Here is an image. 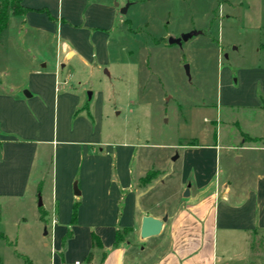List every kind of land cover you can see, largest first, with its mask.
Here are the masks:
<instances>
[{"label": "rangeland", "instance_id": "obj_1", "mask_svg": "<svg viewBox=\"0 0 264 264\" xmlns=\"http://www.w3.org/2000/svg\"><path fill=\"white\" fill-rule=\"evenodd\" d=\"M117 1L120 0H22L29 11L44 12L52 21L60 11L63 28L49 43L36 36H18L16 21L12 18L7 32L3 31L0 36V88L28 90L29 93L34 90L51 110L55 99L61 104L65 88L87 98L90 91L86 102L88 110L91 109L89 123L102 127L104 141L133 143L135 157L142 154L147 160L141 171L151 169L149 171L156 173L148 183L143 182V177L140 180L135 177L131 189L145 199V203H151L159 215L164 209L172 212L173 217L191 204L190 192L184 194L191 182L179 179L186 157L180 156L181 145L190 148L198 146L200 140H216L217 136L219 144L235 145L233 150L221 148L215 170L217 178L234 177L249 172L252 167L238 165L232 158V153L238 152L234 139H239L240 135L236 126L224 124L223 120V126H217L212 105L216 104L218 90L228 105L231 99H241L244 89L258 90L257 86L264 83V74L249 68L264 64V29L245 30L239 21L222 20L220 25L217 21L211 24L209 14L215 0H128L131 2L128 12L117 11L113 19V4ZM59 23L55 21V25ZM90 25L105 28L85 29ZM193 29H200L202 35L192 36L181 44L167 42L168 34L176 38ZM233 46L238 48L233 49ZM53 53L59 75L54 70ZM93 106L98 110L95 118ZM224 106L222 114L229 119L230 108ZM80 112L81 108L75 110L77 115ZM69 123L75 125V122ZM241 123L242 130L250 134L263 129L255 120L247 122L243 118ZM61 124L60 117L54 119L52 113L40 117V125L51 132ZM97 136L99 133L90 130L88 139L92 142L78 146L82 154L68 161L63 158L61 148L49 147L40 159V168L48 192L52 176L58 184L73 176L74 194L84 181L86 208H105L103 215L109 220L115 215L117 188L110 179L113 168L108 152L107 156L101 153L104 144L97 143ZM96 143L98 145H93ZM111 144L110 149L117 148L118 144ZM82 158L90 168L86 180L80 175ZM112 160L114 162L113 157ZM189 170L191 172V168ZM126 192L122 190L120 207ZM3 208L0 231L11 244L0 238V264H30L28 257L33 259L26 251L32 247V238L36 235L40 238L45 229L29 223L25 230H20L14 221L23 210L11 203ZM71 208L72 205L68 216ZM163 214L162 219H158L160 222L170 220L166 218L169 215ZM145 216H141V227ZM160 232L161 229L156 235ZM166 232L167 228L160 235H167ZM83 233L81 230V237ZM262 237H257L254 247L258 248L257 242L262 241ZM128 238H133V234H126L123 242ZM44 239L48 246L37 247L38 257H41L39 264H49V234L44 235Z\"/></svg>", "mask_w": 264, "mask_h": 264}, {"label": "crops", "instance_id": "obj_2", "mask_svg": "<svg viewBox=\"0 0 264 264\" xmlns=\"http://www.w3.org/2000/svg\"><path fill=\"white\" fill-rule=\"evenodd\" d=\"M21 3L24 5L22 0ZM127 3V13L131 5L128 0H120L113 4L115 7L113 19L116 12L120 13V8ZM212 6L209 14L211 24L217 21L220 25L222 20L230 23L239 21L245 30L264 29V0H221L218 3L215 0ZM12 18L16 21L18 36L19 34L22 37L36 36L49 43L53 40L54 34L57 35V31L61 34L64 23L60 11L55 15V21L60 22L59 25H55V21L50 20L44 12L35 14L28 11L23 16L10 14L4 34ZM21 25L25 27L24 30L21 29ZM89 28L105 27L90 25L85 29ZM188 32H196L192 36L202 35L200 29ZM167 36L168 42V38L173 35ZM237 48L238 46H233V49ZM52 61L54 65V53ZM59 64L62 66V62L59 61ZM249 68L264 74L263 63L251 65ZM54 70L59 75L55 65ZM257 87L258 90H254L255 92L252 89L249 91L244 89L241 91L243 92L240 95L241 99H231L228 105L222 98L221 90H218L216 104L212 105L218 119L217 126L221 128L223 122L236 126L240 137L234 139L238 152L232 153V158H235L238 165H251L250 171H244L234 177L217 178L215 170L221 148L233 150L235 146L219 144L218 136L216 140L207 138L203 139L204 141L200 140L198 146L190 148L181 145L183 152L180 156L186 157L185 168L180 170L179 179L191 182L190 188L186 189L190 192L191 204L171 217L172 212L164 209L160 210L159 215L156 209L151 207V203H145L146 200L131 189L135 177L138 176L140 180L151 170L146 169L145 174V171H141L142 164L147 160L142 154L135 157L136 147L133 143L104 141L102 127L98 128L88 121L91 109L88 110L86 102L90 97H84L79 92L65 88L61 104L55 99L51 110L34 90L31 93L27 90L30 94L27 96L19 89L13 91L2 86L0 88V221L3 218V207L6 203H11L12 206L23 210L18 211L20 215L14 221L18 229L25 230L29 223L44 227V234L40 238L34 236L31 241L32 247L26 251L33 259L28 257L30 264H39L41 257H38L40 255L37 247L48 246L44 239V235L48 234L49 264H264V237H262L264 235V83ZM223 104L224 107L230 108L229 119L222 114ZM78 108H81L82 112L77 115L75 110ZM92 112L95 118L98 113L96 106H93ZM45 113H52L54 119L60 117L62 124L58 131L51 132L50 129L40 125V117ZM243 118L247 122L255 120V123L257 122L263 129L255 134L243 131L241 127ZM69 122H75V125ZM90 130L99 133V137L97 136L95 140L104 144L101 153L107 156L106 152H108V159L110 158L112 163L113 175H110V179L117 188V197L115 215L113 214L112 219L109 220L103 215L105 208H86L83 200L86 193L84 181H81L80 190L76 189L78 193L74 194L71 187L73 176L65 178L64 183L60 184L52 176L51 189L48 192L45 191V180L41 174L40 159L42 155L47 154L49 147L52 150L61 148L65 161L71 160L72 157L82 154L78 146L92 142L88 139ZM243 134L251 139L244 140ZM254 138L256 140H253ZM97 143L93 145H98ZM111 143L118 144L116 146L119 149H110ZM133 148L135 149L132 150ZM79 168L82 171L81 177L86 180L90 168L87 163H83V158ZM122 190L127 192L120 207ZM75 204L76 217L72 222ZM70 205L72 208L68 216ZM40 207L44 211L43 218L40 217ZM63 210H66V213ZM163 213L172 218L166 216L170 220L161 221L160 234H163L167 228V235L142 236L141 216L148 215L162 219ZM100 215L103 217H99ZM92 218L94 221L91 220ZM95 218L101 222H97ZM118 228H131L127 234L132 233L133 238L114 245L115 232ZM68 230L71 234L66 237L64 235ZM81 230L84 231V237H81ZM92 232L99 236L101 247L93 246ZM259 236L262 237V241L257 242V248L254 244ZM89 254L91 257L88 258Z\"/></svg>", "mask_w": 264, "mask_h": 264}, {"label": "trees", "instance_id": "obj_3", "mask_svg": "<svg viewBox=\"0 0 264 264\" xmlns=\"http://www.w3.org/2000/svg\"><path fill=\"white\" fill-rule=\"evenodd\" d=\"M29 11V8L22 5L21 0H0V36L2 32L7 28L8 26V20H9V15H17V16H23ZM243 139H251L248 138L246 135L243 134ZM253 140H256L255 138ZM156 173L153 171H148L146 175L142 178L144 183L150 182L154 178V175ZM76 204L73 207V212H72V222H74L75 217H76ZM40 212V217L43 218L44 216V211L40 207L39 208ZM131 230V228H122V229H116L115 232V241L114 245H117L121 241H123L124 236ZM70 230H68L66 236H69ZM0 238L5 241L6 244H11L7 238V236L0 231ZM91 239H92V244L93 246L96 247H101L102 243L97 234L94 232L91 233ZM91 257V254L88 255V258ZM28 261V259H27Z\"/></svg>", "mask_w": 264, "mask_h": 264}, {"label": "water", "instance_id": "obj_4", "mask_svg": "<svg viewBox=\"0 0 264 264\" xmlns=\"http://www.w3.org/2000/svg\"><path fill=\"white\" fill-rule=\"evenodd\" d=\"M127 7H128V3L120 8V13H122V14L126 13ZM194 33H196V32L183 33V34H181L180 37H177V38L169 37L168 43L169 44H181L182 40H187ZM185 70H186V73L189 74L188 65H185ZM24 94L27 96L30 95L27 90H24ZM90 96H91V92L88 91V97H90ZM174 158H175V156L173 157V159ZM77 193H78V191L76 190V194ZM184 194L185 195L188 194V190H185ZM39 205H41L40 200H39ZM160 229H161V222L158 219H155L151 216H145L143 218L142 227H141V235L142 236H149V235L157 234L160 231Z\"/></svg>", "mask_w": 264, "mask_h": 264}]
</instances>
